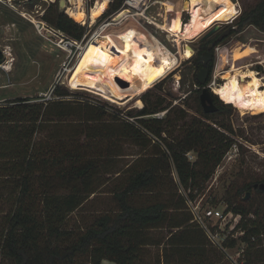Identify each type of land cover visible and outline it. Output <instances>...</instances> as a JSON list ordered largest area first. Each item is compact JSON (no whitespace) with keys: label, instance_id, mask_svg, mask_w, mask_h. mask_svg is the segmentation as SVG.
<instances>
[{"label":"trees","instance_id":"1","mask_svg":"<svg viewBox=\"0 0 264 264\" xmlns=\"http://www.w3.org/2000/svg\"><path fill=\"white\" fill-rule=\"evenodd\" d=\"M52 1L57 2L45 11V22L68 38L82 41L88 28L61 12L58 0ZM28 2L31 5L36 3L35 0ZM123 2L111 0L109 14L118 12ZM238 26L240 29L255 26L264 31V0L248 7ZM220 36L200 41V49L191 61L195 69L194 84L202 89L204 85L198 81L200 70L206 67L210 71L208 83L213 71V62L205 65L203 55L210 44L221 43L218 42ZM3 60L0 49V64ZM76 78L85 80L81 84L98 87L97 83L82 75L78 74ZM55 93L69 95L61 85L56 87ZM102 96L116 103L112 94L102 93ZM35 99L10 98L0 104V252L11 264H148L143 261V249L161 246L162 240H154L150 232L162 229H166L169 236L162 244L158 261L152 264H219L212 255L213 249L208 247L205 234L192 223V215L187 214L184 196L175 192L174 180H179L178 189L180 186L192 189L188 194L195 199L194 193L198 191L194 190L211 178L235 144L227 132H234L231 127L220 123L226 130L223 131L194 118L190 126L184 125L187 128L182 136L165 139L162 135L171 127L164 124L171 123V119L185 120L186 111L179 110L174 116L175 109L166 107L169 116L165 121L142 120V130L129 122L123 123L124 127L120 125L122 122L107 125L110 123L104 117L109 111L105 104H87L79 111L67 113L63 110L64 101L43 103ZM164 102L160 97L150 100L139 116L155 115ZM218 108L216 113L207 114L203 110L202 114L212 119L221 109L231 110V105L222 108L218 105ZM116 112L120 114L118 110ZM70 115L77 117L70 136L58 131L49 139L38 138L52 118ZM112 116L113 122L119 120ZM148 135L155 138L153 145L159 148L149 154L147 148L154 146H151ZM121 138L138 141L146 154L128 166L127 172H119L124 176L117 177L119 186L111 192L117 208L99 213L85 228L76 232L70 226V216L98 192L104 184L101 181L104 173H113L107 170L108 159L122 156V148L116 147L115 143ZM90 141H106L108 145L99 155H91L89 151L94 147L87 143ZM192 151L198 154L194 163L188 159ZM251 187L252 184L245 189ZM163 195L168 197L167 201L160 200ZM233 201H227V211L242 215L243 221L238 228L245 234L241 240L248 243L247 256L251 250L256 255L254 261L248 257L246 264H255L262 257L264 209L259 207L252 211L245 203L234 205ZM251 215L256 219H250ZM252 237L257 241L252 242ZM234 244L236 241H231L230 246Z\"/></svg>","mask_w":264,"mask_h":264},{"label":"rangeland","instance_id":"2","mask_svg":"<svg viewBox=\"0 0 264 264\" xmlns=\"http://www.w3.org/2000/svg\"><path fill=\"white\" fill-rule=\"evenodd\" d=\"M72 1L73 6L71 0H68L66 13L73 19L85 24L88 28V32L82 41H77L78 46L67 48L62 44V49L55 41L47 39L46 36L40 34L35 24L32 22H45V11L57 1L35 0V5H31L28 1L0 0V49L4 55L2 65L11 68V71L7 73L4 68L0 67V100L31 97L43 103L49 101H64L63 110L67 113L69 111H79L83 105L87 104L93 103L99 106H101L100 104H105L109 111V114L104 117L107 123H110L107 125H115L114 123L118 125L117 123L122 122L120 125L124 127L123 123L129 122L125 117L128 116L132 117L136 122L129 123L133 125L136 124V126L142 130H144L142 128L143 125L140 123L142 120L159 119L165 121L169 116V109H165L166 107L175 109L174 116L177 115L179 110L186 111L188 116L185 120L178 122L171 119V123H167L168 125L164 124L165 127H171L167 129V134L163 133L162 137L165 139H173L182 136L186 131V126H190L194 118L224 131L225 129H222L220 124L223 123L233 129V133H230L228 130L227 132L232 136L235 142L234 145H237V147L234 148V146H232L211 178L200 188L197 187L194 190L198 191L197 194L194 193L195 201L207 208L213 207L221 211L228 209L227 201L229 199L234 200V205L245 203L252 211L259 207L261 210L264 209V192L259 188H255V184L262 183L264 179V112L243 113L234 104L223 101L214 91L215 86H213L210 90L215 96L218 95L217 99L219 100L216 105L222 108L230 104L231 110L221 109L219 111L220 113L212 119L206 118L202 114L204 109L200 100L202 88L194 84L195 69L191 63L195 54H197L200 49V37L196 40L183 42V50L189 46L192 54L191 57L182 59L179 54L180 50L176 42L173 41L174 37L168 33V31L171 32L172 30L171 24H169L168 31L160 26L162 25L163 27L166 25L165 16L169 13L172 17L176 15L177 8L183 9L182 20L185 24H188L191 12L190 4L186 7L185 4L182 5L178 3L177 0H172L169 6V0H157V5L151 10V16L154 17L157 23L156 26H148L147 24L146 27L140 21L130 17L129 22L131 24L147 29L148 32L158 39L170 52H172V54H176L178 62H176L177 64L171 74L161 79L150 81L151 87L149 89L143 91L138 97L129 102H122L107 85L108 78L115 75V70L119 65V54L110 46L111 42H108V47L104 49L99 48L100 45H95L93 47L99 48L93 50L94 53H99L104 57V59H102L99 57V54L98 57H94L93 55V60L100 62V66H90L89 68L78 70L80 64H88V62L91 61L89 59L91 55L89 53L90 50L88 51L90 45L94 44L99 38L104 37L105 34H108V32L114 28V26H110L100 36L101 30H103L106 22L111 20L109 22L114 23L113 20L116 18V13L109 14L111 0ZM259 1L260 0H232L238 7V15L226 23L217 22L208 30L210 31L215 26L220 25V30L211 37H215L218 34L222 35L226 32H229V34L221 43L215 46L214 52H216V54L214 53L213 71L211 80L206 85L207 87L211 86L215 80L217 84L223 83L225 70L221 69L222 66L220 65L222 63L220 59L222 58L226 65L230 67L234 54L238 53L240 50L244 56L243 59L245 64H254V66L251 67L257 72L264 74V68L257 64L264 59V31H261L255 26H246L243 29L238 28V22L243 13L248 7L256 6ZM119 16H117V21L119 20ZM49 26L53 27L51 25ZM232 29H237V32L233 33ZM70 40L76 41L72 38ZM217 47L220 48L218 53ZM259 66L262 68L259 69ZM73 73H75V75H73ZM78 74L86 79L94 81L98 84V87L81 84L85 80L76 78ZM215 77L217 78L215 79ZM8 85L10 86L7 87ZM58 85L64 87L69 95L58 96L55 93V89ZM86 87L96 91L93 92ZM199 89H201L200 93L197 94L196 91H199ZM102 93L112 94L116 103L104 98ZM198 96L199 98H197ZM157 97L165 100L160 111L151 116H139L143 107L146 106L150 100L153 101L157 99ZM53 108L54 106L50 109L51 113L53 112ZM117 110L120 114L116 112ZM112 114L117 116L119 120L113 122L112 119H114V117ZM76 118L77 117L74 115L61 119L52 118L53 120H50L48 124L44 125L43 131L39 133L38 138L41 140L49 139V137L54 136L58 131L65 132L66 136H70L76 127ZM184 125L186 126L184 127ZM148 139L151 146H154L153 143L156 141L155 138L148 135ZM49 142L53 144L51 139ZM87 143H89L91 148L94 147V150L89 151L91 155H99V152L103 151L108 145L106 141H90ZM115 143L116 147L122 148V156L108 159L109 167L107 170L113 173H104L101 180L104 184L98 188V192L90 197L89 202L83 208L70 216V226L76 232L80 231L81 228H85L99 213L117 208V203L111 193L119 186L120 182L118 181L120 180H117V177L119 175L124 176L123 173L127 172L128 166L132 165L140 156H145L144 154H146L145 149L138 141L121 138L116 140ZM158 149L157 146L147 148V153L155 152V150L158 151ZM197 158L198 154L194 151L188 154V159L191 163H194ZM173 172V175H175V169ZM174 182L176 185L175 192L179 194V180L175 178ZM250 184H252V187L246 190V186ZM172 188H174L173 185ZM185 191L188 194L192 192V189H185ZM247 195H250L248 200L246 199ZM160 200L167 201L168 197H164L163 195ZM184 208H188L185 203ZM187 214L192 215L189 212H187ZM249 218L253 220L256 219H254L253 215ZM242 221L240 223H242ZM228 222L233 224L234 218H228L226 223ZM241 230L242 229L237 227L233 233H241ZM150 233L154 240H162V244L166 243L169 236V232L166 229L153 230ZM251 240L253 241L252 238ZM233 241H236V244L231 246L233 249H231L230 254L237 260V253L241 251L242 247L247 249L248 243L243 242L240 236ZM261 242L262 249L260 253L263 258L260 257L262 259H257L255 264H264L262 261L264 260V238H262ZM162 244L161 246H148L143 249V261L148 264L158 261L161 256V251L163 250ZM228 246H230V244ZM253 252L254 250H251V254L249 253L248 256L246 252L245 257H242L238 262L240 264H246L248 257L254 261L256 255H254ZM212 253L214 259L219 264H234L225 257L227 262L220 253L214 250ZM0 264H11L1 252ZM107 264L112 263L108 262Z\"/></svg>","mask_w":264,"mask_h":264},{"label":"bare ground","instance_id":"3","mask_svg":"<svg viewBox=\"0 0 264 264\" xmlns=\"http://www.w3.org/2000/svg\"><path fill=\"white\" fill-rule=\"evenodd\" d=\"M177 1L182 5L185 4L186 7L189 4L191 6L188 24L182 20L183 9L177 8L176 15L172 17L168 12L169 14L167 13L168 15L165 16L166 25L160 26L168 31L169 24H171L172 30L168 33L174 37L173 41L176 42L182 59L189 58L192 54L189 46L183 50V42L196 40L215 23H226L238 15V7L232 0ZM168 3L170 6L172 0H169ZM125 14L119 16V20L121 19L119 22L108 24L101 30L100 36L107 28L114 26L108 34L102 38L98 37L99 40L96 39L97 41L90 45L88 51L90 50L89 59L91 61L89 60L88 64H80L78 70L90 66H100V62L93 60L94 57H98L99 53L96 54L93 50L104 49L108 47V42H111L110 46L119 54V65L115 70V75L108 78L107 85L120 101L129 102L149 89L150 81L171 74L178 58L147 29L131 24L130 16H125ZM95 45H100V47L93 48ZM99 57L104 59L100 54ZM243 58L241 50L235 53L233 59L231 58L230 67L222 58L220 59L221 69L225 70L223 83L215 86L214 91L223 101L234 104L243 113H262L264 112V77L261 78L251 65H246ZM5 69L11 71V68L7 66ZM117 78L127 81L128 85L121 86L117 82Z\"/></svg>","mask_w":264,"mask_h":264},{"label":"built area","instance_id":"4","mask_svg":"<svg viewBox=\"0 0 264 264\" xmlns=\"http://www.w3.org/2000/svg\"><path fill=\"white\" fill-rule=\"evenodd\" d=\"M157 0H124L122 7L116 12V18L113 20L115 22H119L117 16L121 14H125V16H130L136 19L137 21H140L145 26L148 24L156 26L157 23L155 22L154 17L151 16V10L152 8L157 5ZM114 15V16H115ZM122 18V17H121ZM32 21V20H31ZM111 21V20H109ZM106 22L105 26L108 24H111L113 22ZM35 27L37 31L46 36L47 39H51L57 43L59 47L62 48V44H64L65 47H75L78 46L77 41L70 40L63 32L50 27L46 22L44 21H37L34 22ZM146 24H145V23ZM104 26V27H105ZM147 27V26H146ZM63 49V48H62ZM217 53L219 51V47L216 48ZM264 59L257 64L261 65L264 68ZM251 66H254V64H251ZM1 68L5 69V66L0 64ZM5 71L8 73L5 69ZM259 76L261 78L264 77V74L261 72H258ZM217 77H215L216 79ZM216 80L211 86H208L212 89L213 86H217ZM8 85L7 87H9ZM52 99V98H51ZM6 100H0V104L4 103ZM123 115V114H121ZM125 116V115H124ZM126 119L129 122L136 123L135 120L132 117L125 116ZM136 125V124H135ZM156 142V141H155ZM234 148L237 147V145H233ZM180 193L185 197L187 209L192 214V223H194L199 229L203 231V233L206 235L210 243L218 248L220 251H222L226 258H228L231 262L234 264H240L238 260H241L242 257H245L246 249L242 247L241 251L237 253L238 259L236 260L234 256H232L231 253V246H228L231 241L234 239H238L239 236H243L245 233L243 230H241V233H233L234 230L241 224L240 222L243 220V217L241 214H236L234 211L227 209L221 211L216 208H207L206 206L198 204L195 199H192L189 194L186 193L185 189L180 186ZM228 218L233 219L234 223L231 224V222L226 223ZM241 229V228H240ZM261 238H264V235H261ZM253 241L256 242V237H252ZM244 254V255H243ZM244 262V261H243Z\"/></svg>","mask_w":264,"mask_h":264},{"label":"water","instance_id":"5","mask_svg":"<svg viewBox=\"0 0 264 264\" xmlns=\"http://www.w3.org/2000/svg\"><path fill=\"white\" fill-rule=\"evenodd\" d=\"M19 1H29V0H19ZM68 4V0H59V9L61 12H66V7ZM221 28L220 25L215 26L214 28H212L210 31L204 33L203 35H201L200 37V41H205L207 39H209L211 36H213L217 31H219ZM229 34V32H226L224 34H222L220 36V38L218 39V42H222L226 36ZM214 44H211L209 49L204 53L203 55V62L205 65H208L209 62L214 58ZM210 77V71L206 68L203 67L199 74H198V81L200 84L204 85L201 95H200V100H201V104L202 107L205 111V113L207 114H212V113H216L219 108L215 103V97H218V95H214L211 90L210 87H207V83ZM117 82L121 85V86H127L128 82L121 79V78H117ZM260 189L264 191V183L261 184ZM250 195H247L246 199H249Z\"/></svg>","mask_w":264,"mask_h":264},{"label":"crops","instance_id":"6","mask_svg":"<svg viewBox=\"0 0 264 264\" xmlns=\"http://www.w3.org/2000/svg\"><path fill=\"white\" fill-rule=\"evenodd\" d=\"M183 196V195H182ZM185 198V197H184ZM185 202H186V199H185ZM186 204V203H185ZM188 210V209H187ZM205 236V239H206V241H207V244H208V247H210L211 249H213L214 251H216V252H218V253H220L221 254V256L223 257V258H225L226 256H225V254L222 252V251H219V249L218 248H216L215 246H213L211 243H210V241L208 240V238L206 237V235H204ZM225 260H226V258H225ZM227 261V260H226ZM228 262V261H227Z\"/></svg>","mask_w":264,"mask_h":264},{"label":"flooded vegetation","instance_id":"7","mask_svg":"<svg viewBox=\"0 0 264 264\" xmlns=\"http://www.w3.org/2000/svg\"><path fill=\"white\" fill-rule=\"evenodd\" d=\"M224 34V33H223ZM212 44H214V43H212ZM211 45V44H210ZM210 45H209V47H210ZM209 47H208V49H209ZM215 48V47H214ZM215 54H216V52H215ZM215 54H214V58L210 61V62H213V60L215 59ZM209 62V63H210ZM218 101H217V99H215V103H217ZM261 184L262 183H260V184H255V188H259L260 189V186H261Z\"/></svg>","mask_w":264,"mask_h":264}]
</instances>
